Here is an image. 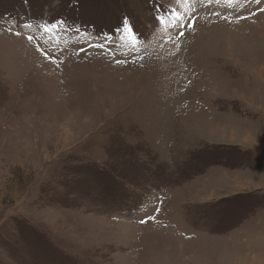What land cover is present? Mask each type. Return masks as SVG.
Here are the masks:
<instances>
[{"label":"rangeland","instance_id":"obj_1","mask_svg":"<svg viewBox=\"0 0 264 264\" xmlns=\"http://www.w3.org/2000/svg\"><path fill=\"white\" fill-rule=\"evenodd\" d=\"M40 1L0 0V264H264V0Z\"/></svg>","mask_w":264,"mask_h":264},{"label":"snow or ice","instance_id":"obj_2","mask_svg":"<svg viewBox=\"0 0 264 264\" xmlns=\"http://www.w3.org/2000/svg\"><path fill=\"white\" fill-rule=\"evenodd\" d=\"M228 2L229 3H232L233 2V0H228ZM255 2L257 3V4H259L260 3V0H255ZM157 20H160L161 22H163V18L162 17H157L156 18ZM57 25H53L52 27L53 28H55ZM122 27H123V29H125V30H128L130 33H133L134 34V30L131 28V25L129 24V21H128V19L125 17L124 18V20H123V23H122ZM49 29L46 27L45 28V31H48ZM180 35H183V33H180ZM29 39H32V37H29Z\"/></svg>","mask_w":264,"mask_h":264},{"label":"trees","instance_id":"obj_3","mask_svg":"<svg viewBox=\"0 0 264 264\" xmlns=\"http://www.w3.org/2000/svg\"><path fill=\"white\" fill-rule=\"evenodd\" d=\"M39 1H40V0H39ZM34 3H35V2H34ZM34 3H32V5H35V4H36V5H39V3H41V1H40V2H37V3H35V4H34ZM42 4H44V3H42Z\"/></svg>","mask_w":264,"mask_h":264}]
</instances>
